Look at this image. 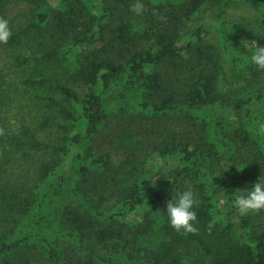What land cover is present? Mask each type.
Masks as SVG:
<instances>
[{
    "label": "trees",
    "instance_id": "obj_1",
    "mask_svg": "<svg viewBox=\"0 0 264 264\" xmlns=\"http://www.w3.org/2000/svg\"><path fill=\"white\" fill-rule=\"evenodd\" d=\"M136 2L0 0V264H264V0Z\"/></svg>",
    "mask_w": 264,
    "mask_h": 264
},
{
    "label": "clouds",
    "instance_id": "obj_2",
    "mask_svg": "<svg viewBox=\"0 0 264 264\" xmlns=\"http://www.w3.org/2000/svg\"><path fill=\"white\" fill-rule=\"evenodd\" d=\"M133 10L140 14L143 4L137 0ZM12 35L9 20L0 17V43H7ZM249 62L256 65L258 69H264V46L256 45L249 57ZM198 201L194 198L191 190H184L172 196L167 202V219L170 225L177 231L196 232L194 221L197 219L194 205ZM234 207L239 216H245L252 211L264 209V178L259 177L253 182L250 189L238 191L234 197Z\"/></svg>",
    "mask_w": 264,
    "mask_h": 264
},
{
    "label": "rangeland",
    "instance_id": "obj_3",
    "mask_svg": "<svg viewBox=\"0 0 264 264\" xmlns=\"http://www.w3.org/2000/svg\"><path fill=\"white\" fill-rule=\"evenodd\" d=\"M250 13H253L252 10H248V8H246L245 6L242 5H237L234 6L233 8H231L229 10V15L228 18H230L231 20H235V19H241L243 17H249ZM202 21V19L198 18L196 19V21L193 23V25L199 24ZM214 35H212L210 37L211 41L214 42L215 44H218L217 40L215 37H213ZM240 41H242V43L246 46V47H251L253 45H255L256 41L253 39V37L251 35L248 34H243L240 37ZM160 71L166 73V74H170L171 71V67L168 61H165L162 63V65L159 67ZM260 110H262V108H259ZM115 125V122L112 121L111 122V127H109L107 130H105V132H107L106 134L111 133V129H113ZM106 139L108 140V137H104V134L99 135V137L97 138L98 142H100L101 144H106ZM143 153V152H142ZM202 258V257H201ZM200 262H204V259L199 260ZM188 264H192V263H188ZM193 264H196L193 263Z\"/></svg>",
    "mask_w": 264,
    "mask_h": 264
}]
</instances>
